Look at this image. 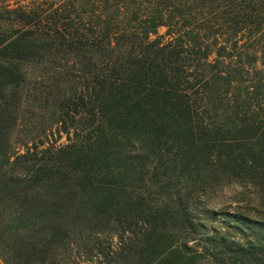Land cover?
Masks as SVG:
<instances>
[{"label": "trees", "instance_id": "1", "mask_svg": "<svg viewBox=\"0 0 264 264\" xmlns=\"http://www.w3.org/2000/svg\"><path fill=\"white\" fill-rule=\"evenodd\" d=\"M0 260L264 264V0H0Z\"/></svg>", "mask_w": 264, "mask_h": 264}, {"label": "rangeland", "instance_id": "2", "mask_svg": "<svg viewBox=\"0 0 264 264\" xmlns=\"http://www.w3.org/2000/svg\"><path fill=\"white\" fill-rule=\"evenodd\" d=\"M163 31L160 30V34H163ZM26 96L27 94L22 92L16 106L18 109V121L12 130L13 142L25 144L30 143V141L35 143L43 141L48 144L56 143V145L65 143V136H58L56 131L55 116H52L51 100L39 98L35 95ZM0 264H3L1 260Z\"/></svg>", "mask_w": 264, "mask_h": 264}]
</instances>
